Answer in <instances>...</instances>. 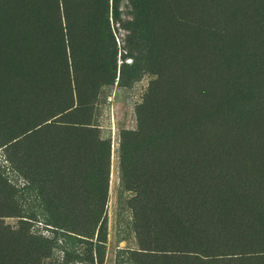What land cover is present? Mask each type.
<instances>
[{"label": "trees", "instance_id": "1", "mask_svg": "<svg viewBox=\"0 0 264 264\" xmlns=\"http://www.w3.org/2000/svg\"><path fill=\"white\" fill-rule=\"evenodd\" d=\"M129 1L135 8L130 25L153 33L149 49L160 58L150 64L156 78L136 106L137 127L123 131L119 143L139 246L127 252L130 264H174L178 258L264 264V0ZM119 2L0 0V129L10 116L26 115L28 104L37 108L26 128L7 127L4 143L16 147L32 133L68 124L96 146L83 182V212L69 215L40 183L54 234L13 231L10 246L0 245V264H54L45 262L54 249L62 252L57 264L84 262L104 242L109 141L95 134L89 110L95 87L112 83L114 73L96 84L81 72L79 56L93 55L96 29L116 19ZM181 26L198 35L194 56L185 52ZM77 27L88 32L76 38ZM165 61L169 70L194 72L201 82L192 90L180 87L176 76L164 75ZM250 79H256L253 86ZM56 142L43 140L44 154ZM43 163L51 165V157ZM52 165L58 172L59 158ZM0 194H6L2 186ZM149 212L160 222L152 238L144 231ZM167 219L177 234L160 233Z\"/></svg>", "mask_w": 264, "mask_h": 264}, {"label": "rangeland", "instance_id": "2", "mask_svg": "<svg viewBox=\"0 0 264 264\" xmlns=\"http://www.w3.org/2000/svg\"><path fill=\"white\" fill-rule=\"evenodd\" d=\"M118 6L116 19L110 16L107 24L105 21L96 29L98 33L95 36L96 42L93 43V55L86 59L82 55L79 56L81 72L90 76L96 84L114 73L112 83L95 87L94 102L89 110L95 134L99 139L109 141L107 195L103 215L104 242L98 250L91 249L87 252L91 257L86 261H71L67 264H130L127 252L139 247L132 224V210L128 203L132 193L124 188L121 180L119 143L123 131L135 130L137 127L136 106L143 100L156 78L151 62L154 59V62H159L160 58H155L154 52H150L149 49L153 33L146 34L140 26L130 25L135 18V8L131 1L120 0ZM178 30L184 36L185 52L196 55L200 46L198 35L196 36L194 31L186 26H181ZM76 32V38H80L84 32H88V28L77 27ZM78 42L76 50L80 54L81 46ZM161 46L158 45L160 54ZM92 59L95 66L91 65ZM165 65L167 68L166 61ZM174 68L175 66H171L169 70L168 67L164 75L176 76L180 81V87L192 90L196 82H201L196 81L194 72L191 74ZM255 81L256 79H250L248 85L253 86ZM162 86L166 87L167 81ZM22 108L20 107L21 110ZM25 109L26 115L22 110L16 118L10 116L7 124L2 122L6 127L0 129V186L6 192L4 196L0 194V245L8 247L10 242L6 239L12 240L13 231L21 230L25 234L44 237L53 236L52 223L48 221L51 215L46 211L39 191L40 183L46 182L52 201H60L67 205L69 215L76 216L83 212L84 177L88 171V163L93 158L92 151L96 148L94 141L90 142L87 134L72 129L73 127L68 124L32 133L22 139L16 147L4 143L7 138L5 135L7 127H13L15 131L22 130L36 121V117L32 115L36 113L37 108L28 104ZM45 139L55 140L58 144L55 150H49L50 153L46 154L41 148V142ZM79 145L85 150H74ZM55 156L59 158L61 164L58 172L52 165ZM44 157H51V165L46 166L43 163ZM45 176L49 179L45 180ZM157 220L152 212H149L147 221L151 225L144 230L150 232L148 237H153L154 233L151 230ZM166 222L168 226L164 224L159 226L160 233L179 232L168 219ZM6 232H9L11 238H7ZM61 259L62 252L54 249L45 262L57 264ZM174 264L191 263L185 258H178Z\"/></svg>", "mask_w": 264, "mask_h": 264}]
</instances>
